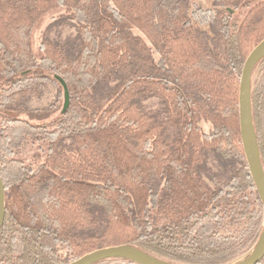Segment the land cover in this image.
Instances as JSON below:
<instances>
[{"label": "trees", "instance_id": "1", "mask_svg": "<svg viewBox=\"0 0 264 264\" xmlns=\"http://www.w3.org/2000/svg\"><path fill=\"white\" fill-rule=\"evenodd\" d=\"M57 10L78 23V40L45 39L38 53L34 29ZM263 41L264 0L206 10L193 0H0V264H71L121 246L171 264H231L254 247L264 205L239 94ZM37 82L58 83L62 102L33 124L16 97ZM150 99L161 107L148 110ZM251 104L264 168V58ZM211 156L234 170L213 174ZM236 221L245 229L221 231Z\"/></svg>", "mask_w": 264, "mask_h": 264}, {"label": "rangeland", "instance_id": "2", "mask_svg": "<svg viewBox=\"0 0 264 264\" xmlns=\"http://www.w3.org/2000/svg\"><path fill=\"white\" fill-rule=\"evenodd\" d=\"M193 2L205 10L214 7V0H193ZM45 39H51L52 41H59L65 44L68 43L70 46H72L78 40V23L73 20L69 16V13L65 10L54 11L44 18L40 23H38L34 29L33 45L34 49L38 53ZM16 99L17 104L19 105L17 109L24 112L22 115L23 118L28 117L27 113H25L26 111L32 112L35 115L36 120L32 122L33 124H37L38 122L40 123L39 120H43L45 122L50 121L49 119L46 120L44 115L47 111H53V109L58 107L62 102V98H60V86L56 82H37L35 83L34 88H32L28 94L19 95L16 97ZM144 105L148 110L152 111L161 107V104L157 99L147 100L144 102ZM202 128L206 133H208L210 126L208 124H202ZM20 152L21 156L26 159V157H32V155L36 152V147L30 145L26 148H22ZM227 162L228 161L221 163L211 156L208 160L209 170L218 177H226L232 170H234V167L229 164V162ZM205 179L211 186H213V183L209 180V177H205ZM245 222H247V220ZM240 223L243 222H227L222 226L221 231L228 234H238L244 228L243 224ZM246 225L247 223L244 226ZM258 231L261 233L256 240L255 246L248 250H246L247 247H245L247 244L245 246H241L239 249H242L243 254L231 264H235L247 259L255 250L264 231V213L262 215Z\"/></svg>", "mask_w": 264, "mask_h": 264}, {"label": "water", "instance_id": "3", "mask_svg": "<svg viewBox=\"0 0 264 264\" xmlns=\"http://www.w3.org/2000/svg\"><path fill=\"white\" fill-rule=\"evenodd\" d=\"M264 58V41L249 55L242 73L239 112L242 142L249 165L250 173L256 184L257 191L264 205V168L261 163L259 147L256 142V133L253 122L251 104L252 74L257 64ZM68 100V96L66 95ZM5 185L0 176V230L6 220ZM125 259L135 264H171L156 259L134 247L121 246L98 250L90 253L71 264H94L105 259ZM264 259V231L253 253L245 260L235 264H259Z\"/></svg>", "mask_w": 264, "mask_h": 264}]
</instances>
